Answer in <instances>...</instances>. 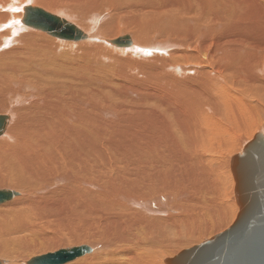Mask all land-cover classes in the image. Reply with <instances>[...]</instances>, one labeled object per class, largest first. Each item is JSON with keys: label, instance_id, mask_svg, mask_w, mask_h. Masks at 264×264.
<instances>
[{"label": "bare ground", "instance_id": "6f19581e", "mask_svg": "<svg viewBox=\"0 0 264 264\" xmlns=\"http://www.w3.org/2000/svg\"><path fill=\"white\" fill-rule=\"evenodd\" d=\"M29 6L87 38L24 24ZM107 9L133 33L81 25ZM0 108V186L17 188H0L16 193L0 204V264L81 246L65 264H162L238 217L232 154L264 134V0H0ZM76 241L91 244L23 259Z\"/></svg>", "mask_w": 264, "mask_h": 264}, {"label": "water", "instance_id": "95a60500", "mask_svg": "<svg viewBox=\"0 0 264 264\" xmlns=\"http://www.w3.org/2000/svg\"><path fill=\"white\" fill-rule=\"evenodd\" d=\"M22 22L63 40L87 38L78 26L33 6L24 9ZM109 43L130 47L133 42L130 36H123ZM9 118V115H0V136L6 131ZM231 169L236 179L235 197L239 207L234 224L200 245L166 259V264H264V134H256L243 151L233 157ZM15 196L14 191H0V204ZM91 252L86 246L68 248L26 264H65Z\"/></svg>", "mask_w": 264, "mask_h": 264}, {"label": "rangeland", "instance_id": "374dc122", "mask_svg": "<svg viewBox=\"0 0 264 264\" xmlns=\"http://www.w3.org/2000/svg\"><path fill=\"white\" fill-rule=\"evenodd\" d=\"M33 4V3H32ZM36 5H42V4H39V3H35ZM42 6H44V5H42ZM45 7V6H44ZM46 8V7H45ZM55 8L57 9L56 11H60V12H58L57 14H59V15H62V16H65V17H71L72 19L74 18V23H76L77 21V19L79 18V17H81V16H79V14L78 13H76V12H73V13H71L72 12V10H71V8H69V7H63V6H55ZM65 8V9H64ZM48 9V8H47ZM51 9L52 8H49V10L51 11ZM61 9V10H60ZM64 9V10H63ZM108 10V9H107ZM53 11H55V10H53L52 9V12ZM78 11V10H77ZM101 11V12H100ZM102 11L103 10H99V12L97 13V12H95V14H94V17H92V16H90L88 19H87V23L86 24H81L82 26H87V28L91 25V27H89L90 29L93 27V29L94 30H96L97 29V27H96V25H98V30L101 28V26H103L104 25V23H107V21H109L110 22V24L112 23V24H116V22H117V25L120 27V26H122V28H121V30L123 29V23H121V22H124L125 20H126V18L122 15V17H120L121 19V21L119 20V16L117 17V16H113L114 14L112 13V11L111 12H109V10L107 11V12H104L103 11V13H102ZM68 12V13H67ZM56 13V12H55ZM64 13V14H63ZM69 13H71L72 15L70 16L69 15ZM109 14V15H108ZM112 14V15H111ZM103 15V16H102ZM107 15L108 16H110L111 15V18L110 17H107ZM101 16L103 17V18H101ZM106 17V18H105ZM91 18V20H95V21H91V20H89ZM93 18H95V19H93ZM98 18H100V19H98ZM117 18V19H116ZM125 18V20H123V19ZM76 19V20H75ZM103 19H104V21H103ZM109 19H111V20H109ZM90 21V24H89V21ZM99 20H101V21H99ZM119 21V23H118V21ZM76 21V22H75ZM93 22H94V25H93ZM98 23V24H97ZM103 25H102V24ZM77 24V23H76ZM80 24V23H79ZM89 24V25H88ZM109 24V25H110ZM120 24V25H119ZM106 25H108V24H106ZM101 29H103L104 31L106 30V28L105 27H103V28H101ZM125 29H126V27H125ZM128 29V28H127ZM126 29V31H124V30H122V31H124V32H128V34H131V33H129L130 32V28H129V30H127ZM131 32L133 33V31L131 30ZM124 34V33H123ZM121 35V34H120ZM119 37V35L118 36H116V37H114L113 39H116V38H118ZM159 39V38H158ZM113 46V45H112ZM115 47V46H114ZM5 109H2L1 110V108H0V114H2V113H4V112H6V111H4ZM6 114V113H5ZM237 154H232V158L231 159H233V157L234 156H236ZM229 172H230V174H231V177H232V180H233V183H235V181H234V176H233V172H232V169L231 168H229ZM0 188L1 189H5V188H7V189H14V190H17V188L16 187H14V186H0ZM168 196H170L171 197V195H168ZM233 196H234V199L236 200V198H235V189H234V194H233ZM172 207H175V208H178V206H175V205H173ZM235 208H237V209H239V207H238V205H237V202H236V205H235ZM11 209H9L8 211H0V220L2 219V217L7 213V212H9ZM3 220V219H2ZM37 225L40 227V224L39 223H37ZM232 224H230L229 226H226L224 229H222V230H216V231H214L213 233H211L210 235H208V236H206V237H204L203 239H199L197 242H192V243H190V244H188V245H185V246H182V247H180V248H177V249H175L173 252H171L169 255H167V256H162L163 258H165L164 259V261H163V263L162 264H166L165 263V260L166 259H168V258H172V257H175L176 255H178L180 252H182V251H184V250H186V249H189V248H192V247H194V246H196V245H200L201 243H203L204 241H206V240H208V239H210V238H212V237H214V236H216V235H218V234H220V233H222V232H224L225 230H227L230 226H231ZM93 231H94V229H93ZM6 231H1L0 230V236L2 237H6L7 238V236H4L3 234H11V233H9V232H7V233H5ZM51 233V232H50ZM65 233H68V232H65ZM2 234V235H1ZM7 234V235H8ZM9 237V236H8ZM12 237V236H11ZM11 237H9L8 239H11ZM28 237H29V240H30V242H37L36 240H40V239H42L43 238V236L42 235H39V234H34V233H28ZM12 241V243H15L14 242V240L12 239L11 240ZM11 241H9L8 243H11ZM91 241H94V242H91L92 244L93 243H104V242H106L105 243V245H108V247H107V249L105 248L104 250H103V252H96V253H99L100 254V256H103L104 254H108V255H111V254H113L114 255V257H118L117 256V254L114 252L115 250H117V248H119V249H121L122 248V246H119V245H116V244H113V243H111L110 241H108L107 239H104V238H99V239H96V240H91ZM100 241V242H99ZM102 241H104V242H102ZM90 242L88 243V242H81V241H79V243L76 241L75 243H68V242H66L65 244H63V245H61V246H58V247H52V248H46V247H43V248H38V249H34V251L29 255V257L27 256V257H23V259L25 260L26 258V260L25 261H27V260H30L31 258H33V257H36V256H41V255H44V254H48V253H52V252H56V251H58V250H60V249H62V248H67V247H74V246H81V245H84V244H87V245H89V244H91ZM9 245V244H8ZM10 246V245H9ZM93 246V245H92ZM13 247H16V244H11V246H10V248H12V249H10L9 247V253L11 252V250L12 251H16V252H13V255H12V257L13 258H22V255L23 256H26V255H28V253H20V254H18L19 252V248L17 247V249L16 248H14L13 249ZM48 247H51V246H48ZM17 253V254H16ZM95 253V254H96ZM94 254V255H95ZM92 255V254H91ZM90 255V256H91ZM162 255H164L163 253H162ZM0 257L2 258V257H4V256H1L0 255ZM91 257H93V258H96L95 256H91ZM91 257H88V258H86V259H84V260H81V261H79V262H77V263H75V264H91V263H93V261L94 260H91L90 258ZM110 257H112V256H110ZM5 258V257H4ZM3 258V259H4ZM7 258V257H6ZM8 259V258H7Z\"/></svg>", "mask_w": 264, "mask_h": 264}, {"label": "snow or ice", "instance_id": "6c2138e0", "mask_svg": "<svg viewBox=\"0 0 264 264\" xmlns=\"http://www.w3.org/2000/svg\"><path fill=\"white\" fill-rule=\"evenodd\" d=\"M17 10H19V9H17Z\"/></svg>", "mask_w": 264, "mask_h": 264}]
</instances>
